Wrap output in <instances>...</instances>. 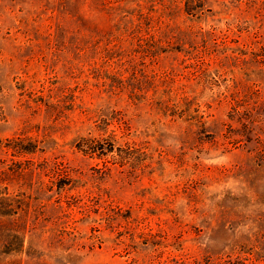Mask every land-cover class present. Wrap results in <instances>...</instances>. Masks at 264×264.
I'll use <instances>...</instances> for the list:
<instances>
[{"label":"rangeland","instance_id":"1","mask_svg":"<svg viewBox=\"0 0 264 264\" xmlns=\"http://www.w3.org/2000/svg\"><path fill=\"white\" fill-rule=\"evenodd\" d=\"M186 2L0 0V264H264V0Z\"/></svg>","mask_w":264,"mask_h":264},{"label":"trees","instance_id":"2","mask_svg":"<svg viewBox=\"0 0 264 264\" xmlns=\"http://www.w3.org/2000/svg\"><path fill=\"white\" fill-rule=\"evenodd\" d=\"M127 0H98L99 3V10L105 12V14L109 17H116L120 11H122L124 7V2ZM186 5L188 7L189 5V10L188 12H192L193 7L190 6L189 0H187ZM131 15L130 19H127L125 24L129 28H140L142 26V18L146 16L144 12L142 11V7H140L139 3V8H133L131 10H127V13L125 15ZM138 14V19L134 18V15ZM262 43V41H261ZM120 46V45H117ZM262 48H264V41L262 43ZM250 119V118H249ZM26 139L23 137H14L8 139V143L6 146L11 148L14 152H16L18 155H25L27 153H32L35 152L36 150V145L33 144L32 142L25 143ZM94 141V140H90ZM90 150H92L94 147L91 145H87ZM103 152V151H102ZM27 166L24 167L23 163L20 162L21 166L19 168H27L31 169L33 168L34 162L32 160H26ZM47 163V162H45ZM48 165V164H47ZM47 167V166H45ZM1 201H0V206H1ZM4 213L0 209V215H3ZM27 226V225H26ZM18 227V228H11L6 231L5 235H3L2 239H0V246L6 248L4 252H9V251H20L22 247L24 246V234L26 232L27 227Z\"/></svg>","mask_w":264,"mask_h":264}]
</instances>
